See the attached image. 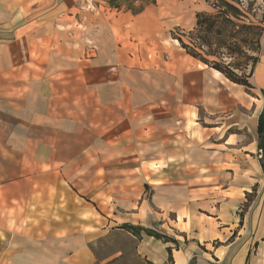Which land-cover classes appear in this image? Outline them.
<instances>
[{"label": "crops", "instance_id": "0c3cea01", "mask_svg": "<svg viewBox=\"0 0 264 264\" xmlns=\"http://www.w3.org/2000/svg\"><path fill=\"white\" fill-rule=\"evenodd\" d=\"M203 0H0V264H264V35L248 87L179 44Z\"/></svg>", "mask_w": 264, "mask_h": 264}, {"label": "rangeland", "instance_id": "374dc122", "mask_svg": "<svg viewBox=\"0 0 264 264\" xmlns=\"http://www.w3.org/2000/svg\"><path fill=\"white\" fill-rule=\"evenodd\" d=\"M207 12L196 17L198 26L178 33L182 48L197 62L218 67L233 78L248 76L258 58L264 35V0H203ZM97 264H141L133 242L123 233L97 239Z\"/></svg>", "mask_w": 264, "mask_h": 264}, {"label": "trees", "instance_id": "16d2710c", "mask_svg": "<svg viewBox=\"0 0 264 264\" xmlns=\"http://www.w3.org/2000/svg\"><path fill=\"white\" fill-rule=\"evenodd\" d=\"M119 1H124V2H128V1H132V0H108L109 4L113 7H118V2ZM198 16V15H197ZM198 26V23L196 21V27ZM179 41V44L182 45V41L180 39H178ZM182 47V46H181ZM257 62V61H256ZM255 62V64H256ZM211 67V66H209ZM221 73H223L230 81H232L233 83H236V84H240L244 87H248V84H247V80L249 79V77L251 76V73L246 76V77H241V78H233L232 75L226 73V72H223L220 68L218 67H211ZM258 137H259V149L262 151L263 153V159H264V110L259 118V124H258ZM263 169H264V163H263Z\"/></svg>", "mask_w": 264, "mask_h": 264}]
</instances>
